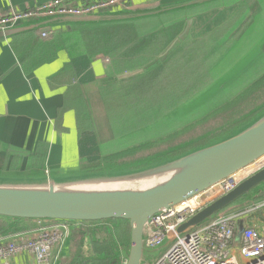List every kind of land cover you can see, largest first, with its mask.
<instances>
[{"label":"trees","instance_id":"1","mask_svg":"<svg viewBox=\"0 0 264 264\" xmlns=\"http://www.w3.org/2000/svg\"><path fill=\"white\" fill-rule=\"evenodd\" d=\"M263 6L264 2L262 4L254 3V6L250 5L248 10L251 12L248 15V23H251V18L256 13L262 12L261 14H264ZM245 9L246 5H241L240 9L229 20L207 33L198 37L186 36L163 59H160L155 66L143 74L100 86L102 107L107 117L111 136L119 143L113 149L114 151L112 148L106 150L100 158L87 162L84 167L88 170H98L103 165L124 163L138 158L137 153L139 152L147 156L162 152L159 150L161 147H164L165 150L168 149L174 145L177 139L192 133L194 128H198L199 125L204 126L202 124L208 120L233 109L235 105L232 106L231 104L217 107L200 120L191 121L181 128L170 129V126L163 125L176 110L191 104L203 92L215 85L217 78L213 76L212 72L214 69L220 68L218 65L223 51L216 50L217 46L211 50L210 54L209 50L216 44H223L222 47H224V42L219 41L218 38H212L211 35L217 33L213 31L221 27L224 31L225 26H230L237 21ZM182 26L183 21H177L168 26L140 33L134 22L125 21L76 25L72 29L79 31L81 47L89 57L103 60L107 76L111 77L142 67L151 61L177 36ZM61 33L60 29H54L46 32L31 31L12 35L10 37L11 45L22 67L28 71L57 56L60 49H65ZM240 33L241 31L236 32L235 36H239ZM235 36L228 38L225 42H232L231 39ZM218 52L220 54L217 55ZM220 63H223V60ZM261 63L264 64V57L253 64L247 72L257 73V68ZM222 72L226 74L228 69ZM260 79L259 77L253 83L246 85L248 87L245 92L258 87ZM50 83L52 87L66 86L63 103L57 110L55 119L57 132L65 131L62 126V116L68 109L75 111L78 135L84 132H92L94 129L92 119L70 64H65L62 71L51 77ZM242 98L237 102L239 103ZM231 116L233 114L229 115L227 120L221 124L223 125L227 121L231 122L228 126L219 129L217 132H210L203 142L192 143L184 148L169 152V154L203 146L212 140L229 134L234 127L241 123L236 122L237 120ZM151 132L154 134L149 135ZM185 141L188 140L183 139L178 144ZM43 145H38L37 153L30 159L31 166L34 168L43 167L45 159ZM262 191H259L255 197H260L259 194ZM245 199H247L246 195L240 197L230 206L237 205ZM39 222L55 221L28 218L16 220L0 217V231L7 234L17 233L38 226ZM119 230V237L126 240L129 233L127 221L120 220ZM76 260L78 259L73 260L75 264H81L77 263Z\"/></svg>","mask_w":264,"mask_h":264},{"label":"water","instance_id":"2","mask_svg":"<svg viewBox=\"0 0 264 264\" xmlns=\"http://www.w3.org/2000/svg\"><path fill=\"white\" fill-rule=\"evenodd\" d=\"M194 1L183 7L204 0ZM152 9L154 10L149 12ZM153 13H156L155 6L144 8V11H137L131 16L139 18ZM114 16L115 14L97 13L53 14L40 16L31 23L46 19L66 23H94L110 20ZM123 18L125 17L120 14L114 20ZM190 23L191 21L188 20L183 31L151 61L142 67L116 74L108 82L136 77L155 66L185 37ZM27 25L29 23L26 21L8 27L4 31H0V37L8 38L24 30ZM254 58L249 60L248 64L252 63ZM206 135L204 134L202 137L204 138ZM199 139L201 137L190 139L140 160L103 165L98 170L81 169L76 166L59 169L48 168L21 172L20 174L6 173L7 175L0 176V216L64 222L101 219L127 221L130 227V241L123 251V264H142L145 258L158 254L174 238H165L155 247L147 246L145 243L146 223L150 216L207 190L218 181L229 178L239 169L264 155V110L242 122L225 136L203 146L169 154V152L184 148ZM169 171L179 172L162 183L140 190L80 191L69 187L138 180ZM262 190H264V167L243 179L227 193L218 196L202 207L181 223L176 232L178 234L189 232L213 219L215 215L232 205L240 197L246 195L252 198ZM261 195H264V191L259 194V196Z\"/></svg>","mask_w":264,"mask_h":264},{"label":"crops","instance_id":"3","mask_svg":"<svg viewBox=\"0 0 264 264\" xmlns=\"http://www.w3.org/2000/svg\"><path fill=\"white\" fill-rule=\"evenodd\" d=\"M47 1L49 0H0V16L11 11L28 10ZM90 1L93 0H80L82 3ZM189 2L195 1L131 0L124 7L112 6L94 12L104 15L115 14L114 18L121 14L126 19L114 20L112 18L94 23H66L47 19L31 23L40 16L27 19L29 25L16 34L60 29L65 43V49H60L57 56L28 71L19 63L11 45V36L8 38L0 37V176H5L6 173L20 174L21 172L48 168L59 169L79 166L81 169H86L84 165L87 162L97 160L106 151L104 146L110 140L107 142L99 140V130L92 119L91 109L97 105L99 110H103L100 86L109 83L108 80L112 76H107L105 63L101 58L89 57L81 47L79 31L72 29L74 26L131 21L137 27L136 23L139 21L158 20V25L148 30L152 31L177 21H183L181 32L190 20L191 23L185 37H198L229 20L240 9L241 5H246V9L242 13V16L246 17L250 15L251 10H248L250 5L262 4L264 0H204L183 7ZM152 6H155L156 13L139 18L131 16L137 11H144V8ZM153 10H149V12ZM193 12H195L194 15ZM21 23L23 22L19 24ZM202 25H206V27L201 30L202 27L200 26ZM255 52L254 61L264 57V40L250 54ZM65 64H70L74 70L92 119L94 127L92 132H84L78 135L75 111L72 109L66 110L62 116V126L65 131L57 132L55 128L57 110L62 106L66 86L52 87L50 78L62 71ZM103 113L108 124L105 112L103 111ZM108 129L107 135H111L109 124ZM41 144H44L42 149L45 153L43 167L34 168L31 166L30 159L37 153V147ZM133 160L136 158L129 161ZM51 172L59 173L61 171ZM53 221L55 222H39L40 224L36 227L12 234L0 231V243L12 241L17 234L23 238H30L34 236L35 230L40 226H49L58 222ZM69 239L70 237L65 240L60 249H54L52 256L58 255L59 252V255L63 254ZM62 254L60 257L63 256ZM0 264H39V262L29 253H20L0 259Z\"/></svg>","mask_w":264,"mask_h":264},{"label":"built area","instance_id":"4","mask_svg":"<svg viewBox=\"0 0 264 264\" xmlns=\"http://www.w3.org/2000/svg\"><path fill=\"white\" fill-rule=\"evenodd\" d=\"M129 1L93 0L82 3L80 0H49L28 10L11 11L0 16V31L37 16L94 13L112 6L124 7ZM263 167L264 155L207 190L150 216L146 223L147 246L155 247L165 238H174L158 254L145 258L142 264H264V221H245L241 212L224 209L189 232H176L181 223L202 207ZM263 205L259 204L253 210ZM68 231L67 226L56 223L40 226L30 238L17 234L12 241L0 243V259L29 253L39 264H50L53 250L62 247Z\"/></svg>","mask_w":264,"mask_h":264},{"label":"rangeland","instance_id":"5","mask_svg":"<svg viewBox=\"0 0 264 264\" xmlns=\"http://www.w3.org/2000/svg\"><path fill=\"white\" fill-rule=\"evenodd\" d=\"M261 13H256L255 14L256 16L254 18H251V23H248L247 21L248 16L246 17L241 16L237 21L230 24V26L229 25L225 26L224 31H223V27H221L218 30L213 31L217 33L214 34L212 32L213 33V35H211L212 38H218L219 41L224 42V47H222L223 44L221 45L216 44L213 45L209 50V54H210L211 50H213V48L217 46L216 50L223 51L222 54L220 55L222 57L221 60H223V63H220L221 61L220 60L218 65L220 66V68L214 69L212 72L213 76L217 78V80L215 81V85L214 86L212 85L209 89L203 92L191 104L189 103L184 107L176 110L172 115H170L169 118H167V121L164 122L163 125L166 124L170 126V129L175 127L181 128L183 125L191 121L194 122L196 120H200V118H202L204 115H206L213 109H216L217 107L220 106L224 107L226 105L231 104L232 106L235 105L233 109H231L229 112H225L223 115L217 116L214 119L208 120L207 122L202 124L204 126L199 125L198 128H194L192 133L188 135H184V137L177 139V141H175L174 145L171 147L178 145V142H180L183 139L190 140L189 138H191V136H192L191 139L201 137V139H199L196 142L198 143L203 142L207 137L206 133L209 132L214 133L217 132L219 129L228 126L229 123L231 122L227 121L225 122V124L223 125L221 124L224 121H226L227 117L231 114H233V116L231 117H234L237 120L236 122L242 123V121L250 119L251 117L256 116L258 113L264 110V80H263L264 64L261 63V65L257 68V73H253L252 71L250 73L247 72L252 67L253 64L259 61L256 60L248 64V61L253 59L256 55V52L252 54H250V52H252L254 48L258 46L260 43H262V41L264 40V14L262 15ZM194 14L195 12H193V15ZM158 23H159L158 20H146L142 22L139 21L136 23V25L140 33H145L146 31L151 30V28L158 25ZM206 25L200 26L202 27L201 30L204 29ZM238 31H241V33L239 34V36L236 37L235 33ZM224 32L226 33L223 34ZM232 36H235L231 39L233 41L230 43L229 42L226 43L225 41L228 38H231ZM218 54H220V52H218L217 55ZM224 60L226 61L224 62ZM221 69L222 71L228 69V72L224 74L221 71ZM255 76L261 78L259 81L260 82L259 86L245 92L248 87L246 85L250 84L251 82L253 83L258 79ZM238 86L241 87L238 88ZM241 98L242 100L238 103L237 101H239ZM94 106H95L94 109H91L92 111L91 116L94 121V124L99 130L98 132L99 140L101 142H107L110 140L107 143V145H105L104 147L105 150H109L111 148L113 150L117 147L119 141L113 139V137L110 134L107 135V131L109 129L103 110H99L100 108H98L97 105ZM152 134L154 133L151 132L149 135ZM204 134L206 136H204L203 138L202 135ZM209 140H211V138H209ZM159 150L163 151L165 149L164 147H161ZM137 156L138 158H136V160L147 158V155L141 152L137 153ZM263 202H264L263 195L260 197H252V199H248V200L245 199L237 205L229 206L225 210H227L228 212L230 211L241 212V215L243 216L245 221H250V220L264 221ZM259 204L263 206H260L259 209L254 211L253 209L256 208L257 205ZM57 223L67 226L69 229V222L63 221ZM62 231L63 230H61V232ZM69 235L70 232L68 231V235L66 239L69 237ZM129 237H130V232H129ZM124 249L125 246H122V252L124 251ZM59 253L58 255L56 254L55 256L53 255L50 257V264H63V262L64 264H70L73 258L78 257L79 250L73 244H70V239H69L68 245L65 247L63 254L61 253L63 256L60 257L61 254L59 255ZM121 256L122 257H120L119 264H122L124 260V253L123 254L121 253Z\"/></svg>","mask_w":264,"mask_h":264},{"label":"flooded vegetation","instance_id":"6","mask_svg":"<svg viewBox=\"0 0 264 264\" xmlns=\"http://www.w3.org/2000/svg\"><path fill=\"white\" fill-rule=\"evenodd\" d=\"M119 227V219L69 222L70 244L79 250L70 264L74 259L81 264H119L122 246L130 241L129 233L126 240L119 237Z\"/></svg>","mask_w":264,"mask_h":264},{"label":"bare ground","instance_id":"7","mask_svg":"<svg viewBox=\"0 0 264 264\" xmlns=\"http://www.w3.org/2000/svg\"><path fill=\"white\" fill-rule=\"evenodd\" d=\"M179 171H169L166 173H162L159 175H155L152 177H146L143 179H138V180H125L122 182H115L111 184H104V185H96V186H69L70 188H75L76 190L80 191H89V190H100V189H121V190H140L144 189L148 186H153L159 183L164 182L167 180L169 177L172 175L176 174Z\"/></svg>","mask_w":264,"mask_h":264}]
</instances>
